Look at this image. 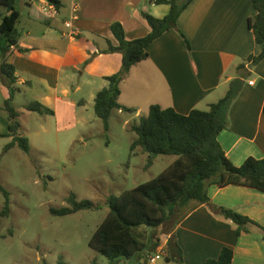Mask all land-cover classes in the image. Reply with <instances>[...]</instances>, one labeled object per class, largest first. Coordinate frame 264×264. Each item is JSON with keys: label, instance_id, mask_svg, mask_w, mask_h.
I'll use <instances>...</instances> for the list:
<instances>
[{"label": "crops", "instance_id": "1", "mask_svg": "<svg viewBox=\"0 0 264 264\" xmlns=\"http://www.w3.org/2000/svg\"><path fill=\"white\" fill-rule=\"evenodd\" d=\"M57 1L60 3L57 14H52L49 0H23L28 20L25 31L20 32L19 48L29 51L11 50L8 61L17 70L19 95L36 91L30 105L39 102L52 110L51 116L58 120L71 119V124L63 127L68 129L76 124L78 109L88 104L72 98L70 73L79 70L93 55L86 66L92 74L101 56L118 54L100 53L108 49L109 41L118 46L110 29L113 23L123 25L129 40L144 38L150 33L144 14L164 18L170 8L157 5L156 0ZM75 3L79 5L73 22L76 37L71 38L65 23L70 20ZM255 17L251 0H194L180 16L178 29L152 43L149 58L135 65L121 83L120 103L135 110L127 114L135 119L147 117L153 105L172 108L182 115L193 110L205 111L226 95L233 80L242 78L244 87L231 106L229 128L219 135L218 141L235 166L243 165L250 157L264 159V60L254 67L246 65L245 70L238 69L263 50L250 29V20ZM38 23L49 30L36 32L33 26ZM180 33L189 41L190 49ZM80 41L86 50L91 42L96 47L99 41L105 42L107 48L90 51V56L85 54L77 62L80 53L74 44ZM107 76L111 75H104L102 85L93 88L92 98L108 86ZM74 90L81 91L82 86ZM3 93L5 101L8 96L5 85ZM4 114L0 112L2 134L8 132L9 125ZM209 196L214 205L236 209L264 227L263 192L214 185L209 188ZM167 237L179 244L184 264H206L210 259H218L224 247L234 250L233 264H264L261 230L253 227L250 234L239 237L231 220L216 215L208 205L194 199L180 203L178 220Z\"/></svg>", "mask_w": 264, "mask_h": 264}, {"label": "trees", "instance_id": "2", "mask_svg": "<svg viewBox=\"0 0 264 264\" xmlns=\"http://www.w3.org/2000/svg\"><path fill=\"white\" fill-rule=\"evenodd\" d=\"M57 8V0H49ZM194 0H156L157 5L169 6L164 18L144 14L150 33L140 39L129 40L120 22H115L110 29L118 46L108 42V49L101 54L120 53L122 66L119 72L107 76L108 86L97 93L95 113L104 124L105 131L110 128V119L114 112L135 113V110L120 103L121 83L130 74L131 69L149 58L148 48L165 33L178 29V20ZM18 0H0V79L8 90L4 111L7 114L8 132L0 133L2 139H11L4 148L7 153L18 146L24 153H30V140L25 137L21 124L22 112L14 105L16 96L21 92L18 84L16 67L9 63L8 56L12 47L19 48L21 33L19 24L21 13ZM256 17L250 20V29L256 41L263 46L262 53L251 56L238 67L245 70L246 65L254 67L264 60V0H251ZM189 49L190 43L185 36ZM20 52H28L19 48ZM92 57L85 62L89 65ZM244 87L242 78L229 84L226 95L218 102L209 105L208 110H193L182 115L172 108L163 109L158 105L150 108L147 117L132 124L131 130L137 135L131 151L140 147L148 154L146 169L152 167L158 156H174V162L158 177L141 184L121 196H111L108 200L109 213L91 237L89 246L98 254L107 258L110 264L126 263L136 260L139 264L149 263L152 253L157 252L162 241L161 236L154 239L155 232L178 220L179 205L185 199H194L208 205L219 216L231 220L237 227L238 236L250 234L255 227L264 233V227L244 216L236 209L214 205L209 196V188L218 186H241L264 193V159L248 158L243 165L235 166L226 156L218 141L219 135L230 125L229 113L232 104ZM41 116L53 115V111L39 102H34L26 109ZM0 194L5 198V205L0 217H8L11 205V193L0 185ZM69 207L51 209L53 216L63 217L81 211H97L100 206L89 200L78 201L75 194L68 199ZM152 233H150V231ZM164 235V234H162ZM169 256L167 262L184 264L182 250L174 238L167 241ZM234 250L224 247L218 259H210L206 264H233ZM48 264V263H44ZM59 264H67L63 258Z\"/></svg>", "mask_w": 264, "mask_h": 264}, {"label": "rangeland", "instance_id": "3", "mask_svg": "<svg viewBox=\"0 0 264 264\" xmlns=\"http://www.w3.org/2000/svg\"><path fill=\"white\" fill-rule=\"evenodd\" d=\"M24 5L23 0H18L17 6L23 14L19 25L21 33L28 20ZM33 27L38 33L49 30L40 23ZM57 32L60 35L61 32ZM74 47L81 56L76 57L78 62L85 54L90 56V51L107 48V45L99 41L94 47L91 42L86 50L80 41ZM97 63L92 74H89L85 62L79 70L70 73L72 98L88 103L78 109L76 124L72 128L63 129L71 124V119L58 120L51 115L41 116L26 110L34 101L36 91L16 96L14 105L22 112L20 121L25 137L30 140L31 150L26 154L16 146L5 153L4 148L10 140L0 141V185L11 193L9 215L0 217V264H59L61 258L67 264H110L107 258L89 246L91 237L109 213V198L121 196L155 179L176 159L174 156H158L154 165L146 169L148 154H144L140 147L131 151L138 138L131 126L141 118L114 112L109 131H105L103 122L95 113L92 90L102 85L104 75L120 71L122 55L101 56ZM79 85L82 90L77 92L74 88ZM3 89L1 84V113H5ZM71 194H75L78 201L93 202L100 206V210L53 216L51 209L69 207ZM4 205L5 198L0 194V212ZM173 225L171 222L153 235L154 239L161 236L159 246L164 248L162 258L155 264H178L166 261L169 256L166 241ZM155 254L157 252L152 253ZM120 264L138 262L132 259Z\"/></svg>", "mask_w": 264, "mask_h": 264}, {"label": "built area", "instance_id": "4", "mask_svg": "<svg viewBox=\"0 0 264 264\" xmlns=\"http://www.w3.org/2000/svg\"><path fill=\"white\" fill-rule=\"evenodd\" d=\"M72 8H73L72 9L73 13H72V15L70 17V20L66 21L65 27L70 30L68 36L71 37V38H75L76 37V33H74L73 22L77 18L76 12L78 11L79 5L75 3V4H73ZM50 12L52 14H57V8H56L55 5L50 4ZM14 49H16V48L12 47V50H14ZM163 249H164L163 247H159L158 248L157 254L152 255L149 258V264H155L158 260H160L162 258L161 253H162Z\"/></svg>", "mask_w": 264, "mask_h": 264}]
</instances>
